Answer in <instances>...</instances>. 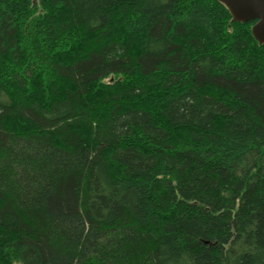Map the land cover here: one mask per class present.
Listing matches in <instances>:
<instances>
[{
	"label": "trees",
	"instance_id": "trees-1",
	"mask_svg": "<svg viewBox=\"0 0 264 264\" xmlns=\"http://www.w3.org/2000/svg\"><path fill=\"white\" fill-rule=\"evenodd\" d=\"M254 23L0 0V264H264Z\"/></svg>",
	"mask_w": 264,
	"mask_h": 264
},
{
	"label": "water",
	"instance_id": "water-1",
	"mask_svg": "<svg viewBox=\"0 0 264 264\" xmlns=\"http://www.w3.org/2000/svg\"><path fill=\"white\" fill-rule=\"evenodd\" d=\"M236 23L255 22L252 35L259 45H264V0H216Z\"/></svg>",
	"mask_w": 264,
	"mask_h": 264
}]
</instances>
